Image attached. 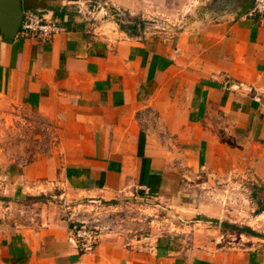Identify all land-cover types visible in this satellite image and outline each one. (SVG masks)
Here are the masks:
<instances>
[{
	"label": "crops",
	"instance_id": "crops-1",
	"mask_svg": "<svg viewBox=\"0 0 264 264\" xmlns=\"http://www.w3.org/2000/svg\"><path fill=\"white\" fill-rule=\"evenodd\" d=\"M21 1L53 15L48 2ZM0 99L55 122L60 135L50 154L4 166L0 155V264H264L257 235L211 252L105 233L92 255L69 235L75 204L172 199L199 170L264 186L263 19L228 13L153 37L70 20L50 38L8 39L0 27Z\"/></svg>",
	"mask_w": 264,
	"mask_h": 264
},
{
	"label": "rangeland",
	"instance_id": "rangeland-1",
	"mask_svg": "<svg viewBox=\"0 0 264 264\" xmlns=\"http://www.w3.org/2000/svg\"><path fill=\"white\" fill-rule=\"evenodd\" d=\"M244 1L33 0L30 7L48 2V9L63 26L70 20L99 32L116 29L128 36L153 37L171 36L202 20L239 13ZM143 116L149 118L146 121L155 122L152 110L145 109ZM59 142L55 122L0 99L3 166L10 161L25 162L35 153L50 154ZM201 176V170L192 179L183 176L172 199L121 195L103 202L105 209L94 218H99L103 234H116L140 243L145 240L169 244L179 250H238L249 247L246 238L264 237V210L258 213L264 206L262 184L237 171L226 170L209 178Z\"/></svg>",
	"mask_w": 264,
	"mask_h": 264
},
{
	"label": "built area",
	"instance_id": "built-area-1",
	"mask_svg": "<svg viewBox=\"0 0 264 264\" xmlns=\"http://www.w3.org/2000/svg\"><path fill=\"white\" fill-rule=\"evenodd\" d=\"M249 17H257L264 20V0H253L251 8L246 12ZM64 30L63 24L53 15L41 14L35 10L28 9L23 11L19 33L23 36L35 35L40 38H50L54 34ZM97 200V199H94ZM104 200H97L84 204H75L77 209H72L69 217L73 226L69 229V235L81 255H92L103 234V227L98 224L99 218H94L105 209ZM112 205H108L110 207ZM89 214V215H87ZM91 217H93L91 219ZM77 264H81L80 261Z\"/></svg>",
	"mask_w": 264,
	"mask_h": 264
},
{
	"label": "water",
	"instance_id": "water-1",
	"mask_svg": "<svg viewBox=\"0 0 264 264\" xmlns=\"http://www.w3.org/2000/svg\"><path fill=\"white\" fill-rule=\"evenodd\" d=\"M253 0H246L241 6L238 14L247 12L252 6ZM23 16V8L21 0H0V27L4 35L8 39H12L17 34ZM97 201V200H87Z\"/></svg>",
	"mask_w": 264,
	"mask_h": 264
},
{
	"label": "trees",
	"instance_id": "trees-1",
	"mask_svg": "<svg viewBox=\"0 0 264 264\" xmlns=\"http://www.w3.org/2000/svg\"><path fill=\"white\" fill-rule=\"evenodd\" d=\"M61 17H63V15L61 14ZM264 210V206L263 207H261V208H259V210H258V213H260V212H262Z\"/></svg>",
	"mask_w": 264,
	"mask_h": 264
}]
</instances>
